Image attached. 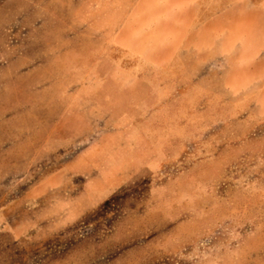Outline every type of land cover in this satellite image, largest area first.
I'll return each mask as SVG.
<instances>
[{
	"label": "rangeland",
	"instance_id": "374dc122",
	"mask_svg": "<svg viewBox=\"0 0 264 264\" xmlns=\"http://www.w3.org/2000/svg\"><path fill=\"white\" fill-rule=\"evenodd\" d=\"M131 2L0 0V264H264L262 0Z\"/></svg>",
	"mask_w": 264,
	"mask_h": 264
},
{
	"label": "crops",
	"instance_id": "0c3cea01",
	"mask_svg": "<svg viewBox=\"0 0 264 264\" xmlns=\"http://www.w3.org/2000/svg\"><path fill=\"white\" fill-rule=\"evenodd\" d=\"M143 1L145 0H132L131 2V7L130 9L132 11L135 10H141L142 6H147L143 4ZM200 0H156V3H158L157 7H151V6H147V8L149 10H154V12L156 10H166L168 13L172 12V15H176L178 14L179 17V21L178 22H173L171 23L170 26L177 28L175 31L176 33L182 30L183 28H187L189 26H191L193 24L194 18L196 16V12H197V5L198 2ZM262 3L264 4V0H262ZM172 15H169V17H172ZM167 17L163 18L164 22H157V25H165L168 24L169 22H167ZM127 19H124V22H126ZM209 21H211L210 19L208 21H206L205 23H208ZM183 31H181L180 33H182ZM181 47V46H179Z\"/></svg>",
	"mask_w": 264,
	"mask_h": 264
}]
</instances>
